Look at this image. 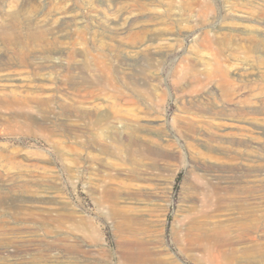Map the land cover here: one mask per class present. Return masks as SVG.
Returning <instances> with one entry per match:
<instances>
[{"label":"rangeland","instance_id":"1","mask_svg":"<svg viewBox=\"0 0 264 264\" xmlns=\"http://www.w3.org/2000/svg\"><path fill=\"white\" fill-rule=\"evenodd\" d=\"M204 33L230 40L203 47ZM250 35L264 42V0H0V264H120L128 251L214 264L216 235L237 250L229 264H264L249 234L256 226L264 243V45L242 48ZM217 58L238 84L252 81L240 92L253 89L249 103L214 104L243 118L200 112L199 96L173 85L189 62L210 70ZM188 101L213 126L179 138L172 123ZM133 131L179 140L183 158L154 159L127 140ZM113 193L139 208L130 231Z\"/></svg>","mask_w":264,"mask_h":264},{"label":"bare ground","instance_id":"2","mask_svg":"<svg viewBox=\"0 0 264 264\" xmlns=\"http://www.w3.org/2000/svg\"><path fill=\"white\" fill-rule=\"evenodd\" d=\"M224 40H230V39H229V37L225 36V37H222L219 41L215 42V40H212L209 37L205 38V33H204L203 36H201V45L203 47L207 46L209 48H211V47L213 48L214 44H216V43L222 44ZM244 41H246L248 45L243 46L242 48H247L248 46H249V48L250 47L259 48L262 45H264L263 39L255 37V36H251V35L248 36L247 38H244ZM218 54H220L219 51H218ZM216 79H218V81H220V83L222 85V90H223L222 93L218 94V93L213 92V91H206V93H205V82H208L210 84L211 82H213ZM116 81L121 82L122 80L115 79L114 83H113L114 85H117ZM238 82H240L241 84H238L236 82V80H234L230 77L229 68L222 63L221 59L217 58V60L215 61L214 68L210 69V70H205V66L199 67L198 65L192 64L191 62H189V64L185 65L182 68V70L177 71V74L175 75V79L173 80V85H175L176 88H181V86L185 87L181 91L182 93L179 94L180 96L190 95V96H197V98L199 96V100L197 99L198 100L197 105L200 107V112H206V113L210 114L211 116H215V115H217V116L218 115L219 116L220 115L231 116L232 115V116H237V117L243 118L244 115L246 114L247 110L243 109L242 107L236 108V109H231V110H228L227 108H225L221 111H217L214 107V104L217 103L216 101H223L226 103L235 102V103H237V105L238 104H240V105L247 104L252 100V97L256 96V94H254L253 89H250L249 93L241 94L242 93L241 89H243L244 87L247 88L250 86V83L252 81L249 80V78L240 79ZM208 83H207V85H208ZM133 92L137 94L136 91H133ZM146 94H148V93H146ZM205 100L208 103V105H210V107H208L207 110L205 109V107H206ZM188 102L190 103L189 105H188V103H186L181 107L182 111L185 114L179 113L173 119L172 126H173L174 131L176 132V135L179 138H187V135H190L192 133H193V135H195L194 133L196 131L201 132V131L205 130V127L207 129H209L210 127L213 126V122L211 120H205L204 116L200 117V118L192 117L190 114H192L191 109H193V104H192L193 101H192V103H191V101H188ZM161 129L162 128L160 127V130ZM117 135L118 134H115V136L113 137V140H112L111 146H110V148H112L113 153L116 155L119 154V151H118L119 146L117 144H120V141L117 138ZM164 135H166V134H164ZM146 137H148V136L147 135L146 136H140L137 132L133 131L131 133H128L127 140L132 144H137L141 138V140L145 142L144 144H142V146L144 147V149L146 151H149L153 155L154 159L160 158V159L169 160V159H173V158L174 159L183 158L182 149L180 148V144L178 142L179 140L171 141L167 138L166 140L164 139V141L166 142V143H164L162 141V138H164V137H160L158 140L154 139V138L145 139ZM218 140L219 139L217 137H215L214 134L209 135V141L217 142ZM232 143H234L236 145H248V143L241 138L234 140ZM152 146H154V147H152ZM189 147L194 148L191 145V143H190ZM171 149L174 150L176 153L172 152ZM201 156H203V154L196 153L193 159L198 160ZM109 207L111 209L112 215L115 218L119 219V222H120V219L121 220L123 219L125 221V225H124L125 230H129V231L132 230V228H133L132 223H133V221H135V218L133 216H131V214L135 213L136 211L138 212L139 208L120 205L116 193H113L111 195V198L109 201ZM142 209H143V207H142ZM191 230H192V232L196 233L195 239L203 247L202 242L205 241V223H199L198 221H196ZM254 233H257V227L256 226L255 227L253 226V228L249 230V234H250L252 239L258 241L256 249H259V250H256V251L259 252V254L261 256H263L264 255V243L261 241L260 238L258 239L257 236L254 237L253 236ZM179 235L178 234L175 235L176 240L179 239L178 238ZM218 239H220V238L216 235V237L213 239L214 244L210 248H208V254L211 256V260L214 262V264H220L216 260L212 259V254H213L212 251H218L220 249V255L224 256L223 257L224 261H223V263L221 262V264L233 263L234 262L233 261V259H234L233 255L237 252V250L234 249L231 253L227 254L226 253L227 250L223 249V244H221V242ZM174 240H175V238H174ZM146 243H148V242H146ZM225 243L229 244V242H226V240H225ZM179 244H180V241H179ZM238 244H240V243L238 242ZM204 245H205V243H204ZM126 246H127V244H126ZM204 250H205V246H204ZM121 258H122V260H121L120 264H147V263H149V262H147L146 259H144L143 254L135 253V252H131V251L125 252L123 254V256H121ZM244 258H246V256Z\"/></svg>","mask_w":264,"mask_h":264}]
</instances>
